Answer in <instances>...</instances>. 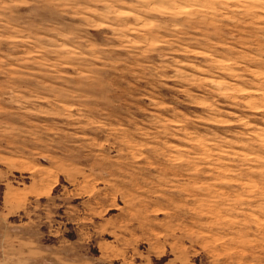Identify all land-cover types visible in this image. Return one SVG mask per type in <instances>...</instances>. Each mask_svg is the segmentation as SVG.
Segmentation results:
<instances>
[{
	"label": "rangeland",
	"instance_id": "rangeland-1",
	"mask_svg": "<svg viewBox=\"0 0 264 264\" xmlns=\"http://www.w3.org/2000/svg\"><path fill=\"white\" fill-rule=\"evenodd\" d=\"M0 264H264V0H0Z\"/></svg>",
	"mask_w": 264,
	"mask_h": 264
}]
</instances>
